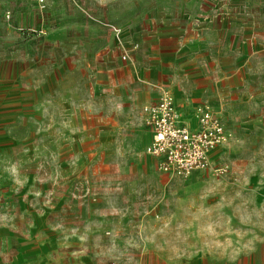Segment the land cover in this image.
<instances>
[{
	"label": "rangeland",
	"instance_id": "1",
	"mask_svg": "<svg viewBox=\"0 0 264 264\" xmlns=\"http://www.w3.org/2000/svg\"><path fill=\"white\" fill-rule=\"evenodd\" d=\"M180 1L0 0V207L32 241L22 264H264V0L143 18ZM175 73L226 127L222 175L148 163L143 107Z\"/></svg>",
	"mask_w": 264,
	"mask_h": 264
},
{
	"label": "built area",
	"instance_id": "2",
	"mask_svg": "<svg viewBox=\"0 0 264 264\" xmlns=\"http://www.w3.org/2000/svg\"><path fill=\"white\" fill-rule=\"evenodd\" d=\"M44 6L46 0H38ZM144 122L152 133L147 147L150 156L159 158L165 173L188 177L199 170L212 169L216 176L227 171L219 164L212 166L213 152L227 143L225 125L207 104L198 107L196 125L184 122L173 94L163 90L154 103L143 107Z\"/></svg>",
	"mask_w": 264,
	"mask_h": 264
},
{
	"label": "crops",
	"instance_id": "3",
	"mask_svg": "<svg viewBox=\"0 0 264 264\" xmlns=\"http://www.w3.org/2000/svg\"><path fill=\"white\" fill-rule=\"evenodd\" d=\"M244 5L248 0H243ZM229 7V5L220 3H212V2H198L197 0H181L178 4L175 5V8L171 7L170 4L165 2H157L149 11L148 14L144 15V20H149L153 22V20L166 22V21H177L188 24H195L196 22H206L208 18L216 16L219 19L225 18L223 15V11L221 8ZM157 8L159 12V18L156 19V13H154V9ZM161 18V19H160ZM170 88L173 93L170 91L174 98L176 105L181 114V118L184 122L192 124L194 127L196 125V120L194 117V105L202 103L198 98H193L194 92H190L185 86L182 85L181 80L177 73L173 74L170 78ZM169 91V90H168ZM176 94V96H175ZM160 94L155 97L153 100L146 103V105L154 103L159 98ZM180 105H179V103ZM194 104V105H193ZM206 104V103H205ZM144 105V106H146ZM202 105V104H200ZM209 105V104H207ZM210 106V105H209ZM211 107V106H210ZM212 109V108H211ZM214 111V109H212ZM147 127V126H146ZM149 132V144L151 142L152 133L150 129L147 127ZM152 159H149L148 163H159V158L151 156ZM4 163H0V188L4 184ZM15 185V184H14ZM32 226V225H31ZM37 228V225H33ZM32 230V229H31ZM21 232H23L21 225L11 224L6 222V217L4 213V208L0 207V264H22V254H23V246H27L28 243H32V241H23ZM12 233V234H11ZM28 242V243H27ZM17 244V245H16ZM17 246V247H16ZM192 255H184L181 257V260H178V255L175 254L174 258H171L170 255L159 253L158 257L161 259V262L164 264L171 263H180V264H192L188 258H191ZM229 255L227 254L221 260L229 261ZM212 255H203V260H207V262H213ZM196 258V257H195Z\"/></svg>",
	"mask_w": 264,
	"mask_h": 264
}]
</instances>
